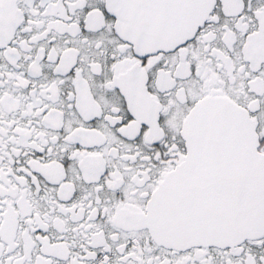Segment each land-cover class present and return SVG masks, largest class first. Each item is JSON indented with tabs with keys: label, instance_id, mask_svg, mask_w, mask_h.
Instances as JSON below:
<instances>
[{
	"label": "snow or ice",
	"instance_id": "1",
	"mask_svg": "<svg viewBox=\"0 0 264 264\" xmlns=\"http://www.w3.org/2000/svg\"><path fill=\"white\" fill-rule=\"evenodd\" d=\"M0 264H264V0H0Z\"/></svg>",
	"mask_w": 264,
	"mask_h": 264
}]
</instances>
